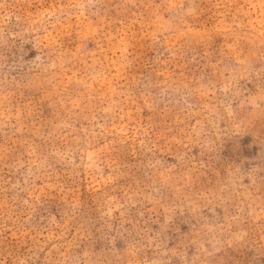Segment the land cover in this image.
Masks as SVG:
<instances>
[{
  "label": "rangeland",
  "instance_id": "1",
  "mask_svg": "<svg viewBox=\"0 0 264 264\" xmlns=\"http://www.w3.org/2000/svg\"><path fill=\"white\" fill-rule=\"evenodd\" d=\"M0 264H264V0H0Z\"/></svg>",
  "mask_w": 264,
  "mask_h": 264
}]
</instances>
